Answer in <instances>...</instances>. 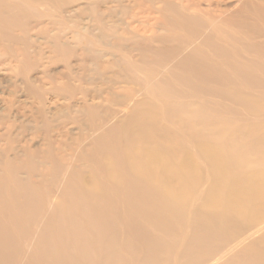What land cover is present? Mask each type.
<instances>
[{"label":"bare ground","instance_id":"6f19581e","mask_svg":"<svg viewBox=\"0 0 264 264\" xmlns=\"http://www.w3.org/2000/svg\"><path fill=\"white\" fill-rule=\"evenodd\" d=\"M105 1L50 37L44 141L0 137V264H264V0ZM43 3L69 0H0V52L26 59Z\"/></svg>","mask_w":264,"mask_h":264},{"label":"rangeland","instance_id":"374dc122","mask_svg":"<svg viewBox=\"0 0 264 264\" xmlns=\"http://www.w3.org/2000/svg\"><path fill=\"white\" fill-rule=\"evenodd\" d=\"M115 1L116 0H112V1L106 0L105 1L107 6L113 8V11H115L113 12L114 17L111 19L112 25L117 24L116 23L117 21L120 22V19L122 18L121 15L117 14L118 10L115 9L116 8L115 5L117 6L118 4ZM206 1L202 0V3L206 5L207 4ZM218 1L221 2L220 6L222 9L225 8L229 10H234V7H232V5L225 6V2H222L224 0H218ZM109 2H111V4ZM86 3H85V0H72V2L71 0H69V3H68L69 5L67 6L68 9L66 12L62 10L61 12H59L58 10L57 12H53V14L51 15L50 13H47L46 10L49 7H51V5L53 4L50 3L51 5L49 4V6H43V5H46V3H43L40 6L41 10L45 9L47 14L45 13V15L37 16L35 18L33 17V20L31 19V22H32L31 26L34 28V31L33 30L29 31L30 33H28V37L30 36L31 37L29 38L28 41H25L26 45L29 46L27 49H28V52L30 53V54L28 53L26 59H24L21 56V54H20V57L22 58L20 57L15 58V57H11L6 52H2V51L0 52V71H1L0 72V137L1 138L5 137L4 141L7 140V143H4V144L9 143L8 145H5L6 147L3 146L4 147L3 149L6 151L7 155L9 154L10 156H12L13 153L15 152L14 150L17 148H18L17 150L20 151L19 150L21 149L20 145L21 146L25 145L26 142L33 146L39 144V142L42 143L44 141L43 139L44 136L39 134V132H41V130L39 129L41 127L40 121L42 119L41 110H43L45 107L47 108L50 107V104L53 103L54 101L62 105H65V103H67L66 99L62 98L61 96H58L59 95L58 92H54L52 84L54 80L53 77L60 76V75H68L69 71L65 64L68 60L65 59V57H63L64 55L62 54L55 56L53 53H51L50 50L48 49V43L52 42L53 40L52 38L55 36H58V37L63 36L62 31H65V30H66V34H65L66 38L69 37L68 39L72 41V38H74L72 37L73 36L72 31H74V28L72 27L71 21L70 23L68 22V20H70L71 18L77 19V20L79 18L81 25L92 24L91 22H89L90 21L89 19H91L90 16L84 15V14H82L81 16V13H82L81 8H83ZM37 9L39 12L43 13L42 11H40L38 7ZM37 9L35 10V12L37 11ZM51 16L55 17L54 19L58 21V24L59 22L60 24L61 23L64 24L61 28V31L56 30L58 29L57 27H59V25L56 27L55 30H53V27L51 25L47 26L48 22L50 21ZM61 18L64 20H62ZM34 19L40 22H37ZM41 19H43V21ZM114 20L116 21L114 22ZM40 23L41 25H39ZM69 25L72 30L69 28ZM44 28H46L47 30L46 29L44 30ZM14 30H16L17 32H15ZM14 30H13L14 34H19L18 29H14ZM50 37L52 40L50 39ZM74 41L77 42L78 40L75 39ZM78 43L79 41L77 42V44ZM84 45H85V41L81 43V47L83 48ZM39 46L41 47L39 48ZM80 52L81 51H78L77 53L80 54ZM39 58H42V60ZM71 61L74 65V69L76 68L75 71L80 69V68H77V66L75 65L77 64V60L75 58H72ZM83 62L84 61H82V63ZM17 67H18V70H17ZM95 68L96 67H93L92 69L95 70ZM80 72L82 71L80 70ZM29 75H30V78H29ZM27 78H29L30 81H33V80L36 81L37 84L41 86V89H38L36 88V86H34L33 93L28 94V91L26 88ZM12 107H13V110H12ZM62 120H63L61 121L62 124L60 125L62 126L61 131H65L67 133L70 132L71 134H73V132L77 133L78 126L76 125V122L70 117L68 112L65 114V117ZM55 123H56V126H58V123L57 122ZM34 138L36 140H34ZM12 145H13V148H12ZM12 151L13 153L10 154V152Z\"/></svg>","mask_w":264,"mask_h":264}]
</instances>
